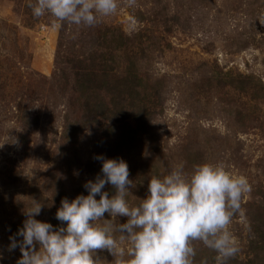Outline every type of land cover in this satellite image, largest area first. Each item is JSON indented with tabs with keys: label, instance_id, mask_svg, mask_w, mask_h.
I'll list each match as a JSON object with an SVG mask.
<instances>
[{
	"label": "rangeland",
	"instance_id": "374dc122",
	"mask_svg": "<svg viewBox=\"0 0 264 264\" xmlns=\"http://www.w3.org/2000/svg\"><path fill=\"white\" fill-rule=\"evenodd\" d=\"M28 3L0 0V264H17L10 237L34 203L36 219L63 226L56 210L87 194L97 155L127 162L130 205L181 163L245 176L225 264H264V0H119L93 27L36 18ZM192 244L193 264H221Z\"/></svg>",
	"mask_w": 264,
	"mask_h": 264
},
{
	"label": "clouds",
	"instance_id": "9594fccd",
	"mask_svg": "<svg viewBox=\"0 0 264 264\" xmlns=\"http://www.w3.org/2000/svg\"><path fill=\"white\" fill-rule=\"evenodd\" d=\"M28 7L36 18L50 14L61 24L93 27L100 17L116 13L119 0H29ZM95 159L101 162V174L85 182L87 194L62 199L56 210L63 226L36 219L43 208L39 202L24 211L26 219L17 231L22 239L10 237L9 250L21 252L17 264H94L98 249L117 257L118 264H193V241L215 251L221 264L238 253L229 226L243 195L251 192L245 176L209 162L187 173L181 163L163 177L148 179L145 198L130 205L134 183L127 162L103 155ZM105 185L114 188L111 195ZM117 217L126 222L117 223ZM115 232L122 234L119 240Z\"/></svg>",
	"mask_w": 264,
	"mask_h": 264
}]
</instances>
